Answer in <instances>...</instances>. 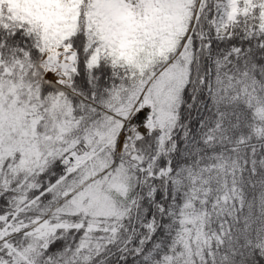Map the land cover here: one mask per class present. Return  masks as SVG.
I'll use <instances>...</instances> for the list:
<instances>
[{"label":"snow or ice","instance_id":"6c2138e0","mask_svg":"<svg viewBox=\"0 0 264 264\" xmlns=\"http://www.w3.org/2000/svg\"><path fill=\"white\" fill-rule=\"evenodd\" d=\"M0 264H264V0H0Z\"/></svg>","mask_w":264,"mask_h":264}]
</instances>
